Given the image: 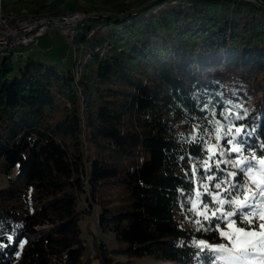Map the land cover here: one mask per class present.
Listing matches in <instances>:
<instances>
[{"label":"trees","instance_id":"obj_1","mask_svg":"<svg viewBox=\"0 0 264 264\" xmlns=\"http://www.w3.org/2000/svg\"><path fill=\"white\" fill-rule=\"evenodd\" d=\"M3 7L61 11L45 0ZM85 11L66 65L1 52L0 224L23 246L7 249L0 264H123L120 257L141 256L206 264L194 242L232 245L218 234L223 225L197 230L207 200L196 193L203 184L213 191L221 178L213 167L206 175L215 179H206L205 162L219 158L197 145L201 138L215 145L219 121L221 135L233 124L248 128L244 154L264 158V0H144L136 12ZM263 207L260 198L250 228ZM95 213L116 246L96 234L85 244L82 219ZM242 264H264V251Z\"/></svg>","mask_w":264,"mask_h":264},{"label":"snow or ice","instance_id":"obj_2","mask_svg":"<svg viewBox=\"0 0 264 264\" xmlns=\"http://www.w3.org/2000/svg\"><path fill=\"white\" fill-rule=\"evenodd\" d=\"M231 119L233 114H228ZM246 117L241 115H235V121H243ZM208 122L205 121V124ZM223 125L219 121L215 126V145L206 146L205 138L200 139L198 150L203 151L209 156L211 160L213 157L219 159L215 161L214 166L205 162L203 169L206 175L209 171L213 170L220 174V179L214 183L213 191L209 190L207 184H203V194L197 191L198 198L203 195L207 200L206 203H202L204 212L201 213L203 222L197 220L196 223L201 225L198 231H209L220 229L223 225L224 228L233 229L232 234L227 231H219L221 238H226L231 242L232 246H228L226 243H219L216 245H210L206 243V240H199L194 242L199 249L198 254H203L206 259V264H223V262H229V264H242V262L248 260L249 256L254 254V251L259 247L264 251V224H260L261 231L246 230L250 228L253 223V218L250 216L256 209L257 200L264 198V158L256 160V154L251 153L245 155L247 148L251 147L249 140L251 138V132L248 128L240 126L237 127L234 124L228 126L221 135ZM202 130V129H201ZM213 129H209L212 131ZM221 142L227 147H222ZM264 148V145L261 146ZM214 149V150H213ZM232 156L234 159H225V155ZM261 156L264 157V151H261ZM223 165V167H222ZM231 165L234 171H226V166ZM261 172V178L257 179L253 175L254 170ZM195 168L193 169V173ZM239 177V179H237ZM208 181L215 179L214 175H206ZM254 186L258 191H252ZM251 193V196L248 195ZM243 195V198L241 196ZM219 205V207H215ZM235 207V211L231 210ZM227 207L228 210L220 215L221 208ZM214 209V210H213ZM210 213V214H209ZM264 219V217H260ZM215 220V223H213ZM230 221V222H229ZM238 222V223H237ZM15 234V233H14ZM259 236L258 240H254V237ZM22 247L19 243V239H14V235L4 234V226L0 224V255H7V249L11 247Z\"/></svg>","mask_w":264,"mask_h":264},{"label":"rangeland","instance_id":"obj_3","mask_svg":"<svg viewBox=\"0 0 264 264\" xmlns=\"http://www.w3.org/2000/svg\"><path fill=\"white\" fill-rule=\"evenodd\" d=\"M143 3L144 0H55L52 4L56 9H61V11L56 14H45V15L57 16L60 13H67V12L70 13L73 12L74 10L75 11L80 10L86 14L85 7H89V6L98 7L99 10L107 11L109 13H115L118 11H123L128 13V12H136L138 9L141 8ZM68 41L69 40H67V38L62 34V32L55 30L53 36H51L50 34H45L40 36L39 42L35 45H30L32 46L31 48L30 46L18 45L16 47L11 48V50L13 52V57L15 59L17 58L26 59L28 56H32L34 58H43L48 63H52L53 61L51 60V57H54L58 64L66 65L70 60L69 58L70 47ZM71 41L72 40H70L69 42ZM6 50H10V49H6ZM2 58H3V54H1L0 52V60ZM83 206H84V201L82 200L79 203V207L83 208ZM260 217H264V207L262 208L259 214L258 227L246 228V230H255L258 232L261 231L259 225L264 224V219H261ZM223 231H227L230 234H232L233 229L225 228ZM94 234H96L99 239H104L105 241H107V243L111 247L117 245V239L113 231H110L109 233L102 232L99 229L97 222L94 219V216L86 215L82 219V236L84 237L85 244L87 245L88 248L90 247L91 238L93 237ZM253 239L257 240L259 239V236L254 237ZM120 259L123 260V264L167 263L165 261H160L150 256L133 257L132 259H128L127 257H120Z\"/></svg>","mask_w":264,"mask_h":264},{"label":"built area","instance_id":"obj_4","mask_svg":"<svg viewBox=\"0 0 264 264\" xmlns=\"http://www.w3.org/2000/svg\"><path fill=\"white\" fill-rule=\"evenodd\" d=\"M79 18L82 17L74 11L61 20H32L24 15L11 17L0 12V49L13 47L21 40H28L29 46L35 45L39 42L40 36L45 34L53 36L55 30L62 32L70 41L71 30L75 28Z\"/></svg>","mask_w":264,"mask_h":264},{"label":"bare ground","instance_id":"obj_5","mask_svg":"<svg viewBox=\"0 0 264 264\" xmlns=\"http://www.w3.org/2000/svg\"><path fill=\"white\" fill-rule=\"evenodd\" d=\"M46 1V3H48V4H50V3H53L55 0H45ZM75 11V10H74ZM0 12H1V14H3V15H5V16H11V17H18L19 15H24V16H26V17H29V18H32V20H61V18H63V17H65V16H67V15H69L70 13H60L59 15H57V16H49V15H36V14H29V13H27L24 9L21 11V12H16V11H5V9H4V7H3V0H0ZM76 12V14L78 15V16H81L82 17V11H80V10H77V11H75ZM81 18H79L78 20H77V22L80 20ZM74 30L75 29H72L71 30V40H72V38H73V35H74ZM18 45H29V41L28 40H21V41H18V42H16V44L13 46V47H16V46H18ZM13 47H9V48H7V49H11V48H13ZM5 49H0V52H3Z\"/></svg>","mask_w":264,"mask_h":264},{"label":"water","instance_id":"obj_6","mask_svg":"<svg viewBox=\"0 0 264 264\" xmlns=\"http://www.w3.org/2000/svg\"><path fill=\"white\" fill-rule=\"evenodd\" d=\"M97 217H98V215L95 213V214H94V219H97Z\"/></svg>","mask_w":264,"mask_h":264}]
</instances>
